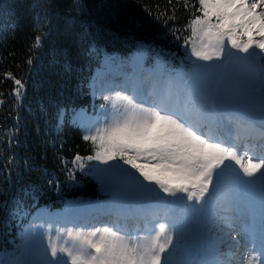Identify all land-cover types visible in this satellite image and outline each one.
<instances>
[{
	"label": "snow or ice",
	"instance_id": "obj_1",
	"mask_svg": "<svg viewBox=\"0 0 264 264\" xmlns=\"http://www.w3.org/2000/svg\"><path fill=\"white\" fill-rule=\"evenodd\" d=\"M198 3L190 69H145L131 95L104 97L110 109L103 126L84 137L95 146L87 160L106 166H95L102 180L145 194L149 234L118 222L94 231L56 229L55 239L49 229L46 244L30 233L22 258L0 264H189L179 258L185 226L218 212L229 228L252 213V225L241 228L264 264V0ZM15 84L19 96L23 84ZM229 241V248L237 243ZM224 243L215 247L221 255Z\"/></svg>",
	"mask_w": 264,
	"mask_h": 264
},
{
	"label": "trees",
	"instance_id": "obj_2",
	"mask_svg": "<svg viewBox=\"0 0 264 264\" xmlns=\"http://www.w3.org/2000/svg\"><path fill=\"white\" fill-rule=\"evenodd\" d=\"M200 14L198 0H0V260L22 258L41 229L35 209L105 195L84 139L95 70L141 51L191 65Z\"/></svg>",
	"mask_w": 264,
	"mask_h": 264
},
{
	"label": "rangeland",
	"instance_id": "obj_3",
	"mask_svg": "<svg viewBox=\"0 0 264 264\" xmlns=\"http://www.w3.org/2000/svg\"><path fill=\"white\" fill-rule=\"evenodd\" d=\"M259 10L260 9L257 8V11H259ZM137 78H138V76L136 77V80H137ZM99 81H101V80H99ZM133 85L134 84H132V86ZM102 89H104V88H102ZM117 92H122V93H126V94L131 95V93L129 92L128 89H125V90L120 89V90H117V91L116 90H105V91L96 90V97L97 98L104 97V96L114 97ZM105 103L109 104L108 109H110V103L108 101H106ZM104 115H100L99 116V122H101V120L104 118ZM101 126H103V124L96 123L95 125L88 127V132H86L85 136L89 135L91 132H94L95 128L101 127ZM92 165L94 167L97 166V165H99L100 167H106L105 165H101L99 161H94L92 163ZM94 176L96 177L97 181H100L102 183V187L103 188L101 190H102V193H104V194H108V195L109 194H122L124 196H133V191L136 190V188L133 187V186H126V187H123V188H115L110 183H107L104 180H102L99 177V175L97 174V172H96V174ZM245 214H247V213H245ZM220 215H222V213L218 212V214L215 217L214 224H215L217 230L221 234V236H219V237H222L223 238L222 240L225 241V243L222 244L221 249L223 251H225L226 253H229V255L232 256V258L234 259L233 263L244 264V262H246L250 258V255H249V250H248V248L246 246V236H247V234L243 230V228H241V225L243 224L244 227L246 228V226L248 224V219H245L243 217L242 220H237V222L235 224H233L231 226V228H229V227L223 226V221H221L220 218H219ZM63 228H66V227H63ZM70 228H72V227H70ZM72 229L73 230H80L81 228H78V229L72 228ZM82 230L90 231V230H85V229H82ZM218 231H217V233H219ZM36 235L37 236L43 235L45 237L44 243L45 244L47 243V231L46 230H42L41 233H36ZM230 236L234 237L236 239V241H237V243L235 244V247L233 246V247L229 248V243H230L229 237ZM52 238L55 239V235ZM225 246L228 247V250L225 249ZM232 258H230V259L232 260Z\"/></svg>",
	"mask_w": 264,
	"mask_h": 264
}]
</instances>
